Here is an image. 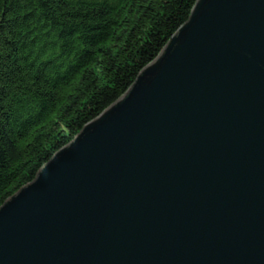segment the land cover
Listing matches in <instances>:
<instances>
[{
  "label": "water",
  "instance_id": "1",
  "mask_svg": "<svg viewBox=\"0 0 264 264\" xmlns=\"http://www.w3.org/2000/svg\"><path fill=\"white\" fill-rule=\"evenodd\" d=\"M0 264H264V0H196L0 206Z\"/></svg>",
  "mask_w": 264,
  "mask_h": 264
},
{
  "label": "trees",
  "instance_id": "2",
  "mask_svg": "<svg viewBox=\"0 0 264 264\" xmlns=\"http://www.w3.org/2000/svg\"><path fill=\"white\" fill-rule=\"evenodd\" d=\"M196 0H0V206L121 97Z\"/></svg>",
  "mask_w": 264,
  "mask_h": 264
}]
</instances>
